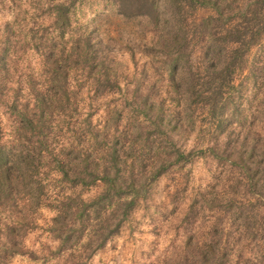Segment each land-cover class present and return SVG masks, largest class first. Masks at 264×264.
<instances>
[{
  "label": "rangeland",
  "instance_id": "1",
  "mask_svg": "<svg viewBox=\"0 0 264 264\" xmlns=\"http://www.w3.org/2000/svg\"><path fill=\"white\" fill-rule=\"evenodd\" d=\"M59 2L70 0H0V49L8 46L5 74L0 69L2 142L29 136L12 127V94L17 106L26 102L35 113L27 87L32 84L52 100L53 68L64 70L66 91H76L43 116L52 153L50 162L47 157L33 162L43 184L39 201L17 194L14 204L0 203V264H264V72L254 83L248 72L241 73V83L235 82L223 105L222 123L216 124L198 106H186L172 89L185 86L187 71L178 68L170 78L155 44L162 38L161 25L122 16L113 0H73L60 27L55 23ZM208 13V7H198L192 17ZM85 34L97 47L89 62L82 60ZM247 60L264 62V40ZM133 88L139 96L147 94V113L140 110ZM163 122L176 125L169 130ZM136 124L149 141L137 136ZM88 127L101 133L96 148L115 144L127 160L145 146L150 149V140L158 142L164 129L180 148L202 149L152 180L146 197L91 254L82 247L83 235L59 243L50 230L54 209L48 205L64 194L84 199L93 194L87 184L59 181L53 169L55 160L75 163L66 156L91 150Z\"/></svg>",
  "mask_w": 264,
  "mask_h": 264
},
{
  "label": "trees",
  "instance_id": "2",
  "mask_svg": "<svg viewBox=\"0 0 264 264\" xmlns=\"http://www.w3.org/2000/svg\"><path fill=\"white\" fill-rule=\"evenodd\" d=\"M72 1L67 5L55 4L58 26L66 23V8ZM113 3L116 12L124 17L142 16L147 24L163 27L162 38L155 44L163 52V62L170 78L178 68L187 71L185 86L172 85V89L183 97L186 106H198L216 124L222 123L223 105L230 98V89L235 82L241 83V73L248 72L254 83L258 74L264 72V62L250 63L247 60L252 48L263 46L264 0H113ZM198 7H208L210 13L195 19L192 15ZM91 38L89 34L84 35L82 60L87 62L97 54L96 43ZM7 48L3 45L0 49V69L4 74ZM192 51L196 52L193 57ZM62 71L53 68L50 74L55 86L52 100L32 84L27 87L32 103L36 104L35 113L33 110L30 113L31 108L26 102L17 106L13 101L15 94L11 96L8 111L14 115L12 127L17 132L29 133V136L17 135L8 143L0 139L1 204H14L17 194L27 195L31 203H37L43 193V184L36 177L37 168L33 163L46 157L50 162L52 153L44 132L43 116L53 108L62 107L61 97L68 100L69 96L76 95L75 90L66 91V76ZM136 90L132 89L134 93ZM147 98V94L138 95L140 110L144 113L151 108ZM160 120L161 117H157V122ZM162 125L170 130L176 124L163 122ZM138 127L136 124L135 128ZM77 129L78 126L73 129L76 138L80 133ZM88 129L91 132L86 140L91 150L79 151L80 154L70 152L71 156L66 157H73L77 162L59 158L53 169L58 172L59 181L69 180L71 185L87 184L93 188V194L85 199L71 193L64 194L55 199L56 204L50 202L48 205L54 209L49 218L50 230L58 237L59 243L66 244L71 241V236L83 235L82 247L91 254L117 232L137 202L146 197L152 180L170 165L190 161L193 154L201 153L202 149L193 152L180 148L170 131L164 129L158 134V142L150 140V149L145 146L143 151L132 154L127 160L126 153L118 151L115 144L102 151L96 148L94 145L101 133L92 127ZM137 133L143 142L149 141L148 133L141 134L140 127ZM207 148L214 151L212 145Z\"/></svg>",
  "mask_w": 264,
  "mask_h": 264
}]
</instances>
